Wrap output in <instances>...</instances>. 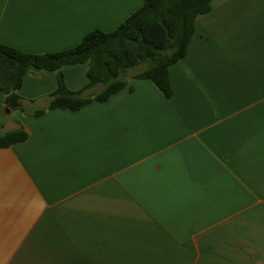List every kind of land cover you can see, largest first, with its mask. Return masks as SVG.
Segmentation results:
<instances>
[{
    "label": "crops",
    "instance_id": "0c3cea01",
    "mask_svg": "<svg viewBox=\"0 0 264 264\" xmlns=\"http://www.w3.org/2000/svg\"><path fill=\"white\" fill-rule=\"evenodd\" d=\"M143 1L0 0V44L65 51ZM56 79L30 69L18 95L43 108ZM169 79L170 99L132 80L40 117L0 92V131L28 135L0 148V264H264V0H212Z\"/></svg>",
    "mask_w": 264,
    "mask_h": 264
},
{
    "label": "trees",
    "instance_id": "16d2710c",
    "mask_svg": "<svg viewBox=\"0 0 264 264\" xmlns=\"http://www.w3.org/2000/svg\"><path fill=\"white\" fill-rule=\"evenodd\" d=\"M211 1L144 0L115 30H93L78 45L61 52L33 55L0 44V92L5 95L7 111L32 117L57 109L76 112L90 103L108 101L127 87L129 79L149 81L170 99L173 90L169 67L185 57L195 19L209 12ZM80 64L88 65V82L84 89L71 91L61 69ZM30 69L57 73L56 89L43 108L29 109L18 95ZM130 71L134 73L129 76ZM27 138L22 128L0 131V148L25 142Z\"/></svg>",
    "mask_w": 264,
    "mask_h": 264
},
{
    "label": "rangeland",
    "instance_id": "374dc122",
    "mask_svg": "<svg viewBox=\"0 0 264 264\" xmlns=\"http://www.w3.org/2000/svg\"><path fill=\"white\" fill-rule=\"evenodd\" d=\"M132 73H134V71H130V72H129V76H130ZM131 81H132V80L129 79V82H131Z\"/></svg>",
    "mask_w": 264,
    "mask_h": 264
}]
</instances>
